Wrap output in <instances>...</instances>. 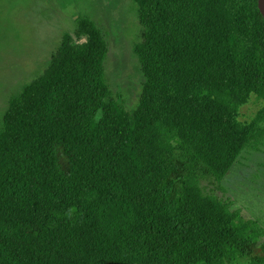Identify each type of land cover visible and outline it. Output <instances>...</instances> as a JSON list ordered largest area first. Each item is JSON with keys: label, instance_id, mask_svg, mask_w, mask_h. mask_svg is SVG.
<instances>
[{"label": "trees", "instance_id": "1", "mask_svg": "<svg viewBox=\"0 0 264 264\" xmlns=\"http://www.w3.org/2000/svg\"><path fill=\"white\" fill-rule=\"evenodd\" d=\"M135 1L145 82L134 111L106 82L108 44L86 14L11 96L0 264H264V227L214 192L264 132V114L239 116L252 93L264 99L258 2Z\"/></svg>", "mask_w": 264, "mask_h": 264}, {"label": "rangeland", "instance_id": "2", "mask_svg": "<svg viewBox=\"0 0 264 264\" xmlns=\"http://www.w3.org/2000/svg\"><path fill=\"white\" fill-rule=\"evenodd\" d=\"M82 14L89 15L105 36V79L119 105L129 111L138 107L145 76L134 49L141 32L135 0H0L1 126L11 96L46 71L65 35L75 37ZM262 114L264 99L252 93L240 108V119L252 122ZM259 123L264 130V118ZM201 186L206 191L213 188L206 180ZM214 190L264 227V132L241 151Z\"/></svg>", "mask_w": 264, "mask_h": 264}, {"label": "water", "instance_id": "3", "mask_svg": "<svg viewBox=\"0 0 264 264\" xmlns=\"http://www.w3.org/2000/svg\"><path fill=\"white\" fill-rule=\"evenodd\" d=\"M257 2H258V8L264 17V0H257Z\"/></svg>", "mask_w": 264, "mask_h": 264}]
</instances>
